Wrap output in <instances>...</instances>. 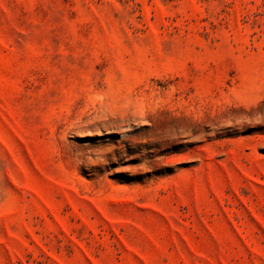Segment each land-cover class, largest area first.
Returning <instances> with one entry per match:
<instances>
[{"label":"rangeland","instance_id":"1","mask_svg":"<svg viewBox=\"0 0 264 264\" xmlns=\"http://www.w3.org/2000/svg\"><path fill=\"white\" fill-rule=\"evenodd\" d=\"M0 264H264V0H0Z\"/></svg>","mask_w":264,"mask_h":264}]
</instances>
